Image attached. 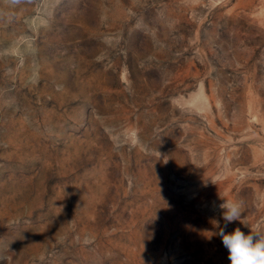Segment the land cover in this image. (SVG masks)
Masks as SVG:
<instances>
[{
  "label": "rangeland",
  "instance_id": "rangeland-1",
  "mask_svg": "<svg viewBox=\"0 0 264 264\" xmlns=\"http://www.w3.org/2000/svg\"><path fill=\"white\" fill-rule=\"evenodd\" d=\"M221 228L264 234V0H0V264H231Z\"/></svg>",
  "mask_w": 264,
  "mask_h": 264
},
{
  "label": "clouds",
  "instance_id": "clouds-1",
  "mask_svg": "<svg viewBox=\"0 0 264 264\" xmlns=\"http://www.w3.org/2000/svg\"><path fill=\"white\" fill-rule=\"evenodd\" d=\"M223 210V220L227 223L241 219L242 203L235 200L224 199L219 205ZM222 238V243L228 250L231 264H264V234L259 230L251 229L245 234L236 228L231 233H226L223 228L217 233Z\"/></svg>",
  "mask_w": 264,
  "mask_h": 264
}]
</instances>
